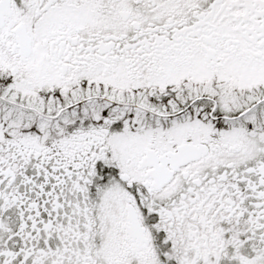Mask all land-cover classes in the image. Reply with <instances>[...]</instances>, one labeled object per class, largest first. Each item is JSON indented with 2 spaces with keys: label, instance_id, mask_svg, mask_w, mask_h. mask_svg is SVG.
Instances as JSON below:
<instances>
[{
  "label": "snow or ice",
  "instance_id": "snow-or-ice-1",
  "mask_svg": "<svg viewBox=\"0 0 264 264\" xmlns=\"http://www.w3.org/2000/svg\"><path fill=\"white\" fill-rule=\"evenodd\" d=\"M0 264H264V0H0Z\"/></svg>",
  "mask_w": 264,
  "mask_h": 264
}]
</instances>
